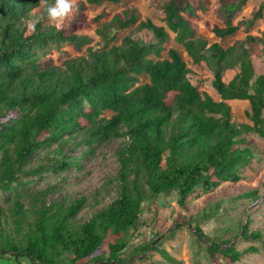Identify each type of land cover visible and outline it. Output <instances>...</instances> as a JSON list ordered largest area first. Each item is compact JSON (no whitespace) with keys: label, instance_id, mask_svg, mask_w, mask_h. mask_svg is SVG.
<instances>
[{"label":"trees","instance_id":"trees-1","mask_svg":"<svg viewBox=\"0 0 264 264\" xmlns=\"http://www.w3.org/2000/svg\"><path fill=\"white\" fill-rule=\"evenodd\" d=\"M247 1L216 0L222 26L205 22V27L219 38L233 35L240 29L233 24L234 15ZM103 2L121 0H78L79 11L58 28L41 0H0V192L10 193L26 185L27 177L46 170L58 175L78 166L80 158L65 156L70 147L125 140L118 152L115 196L103 208L93 205L89 218L80 216L87 203L83 197L45 201L53 189L49 186L26 201L16 196L6 208L0 206V259L13 258L16 264L20 259L29 264H125L120 254L128 233L138 229L146 195L173 192L183 209L196 189L210 192L223 183L236 184L239 170L253 157L245 132L264 138V72L255 76L252 61L264 54V33L247 35L226 49L208 46L195 36L192 20L208 12L210 0H167L161 8L164 27L150 20L136 26L151 33L155 44L126 37L114 45L115 32L134 25L137 17L127 11L90 16L88 6ZM263 11L264 2L254 7L248 27ZM30 17L40 18L34 32L26 23ZM94 26L102 42L98 49L86 47L58 64L36 53L50 44L80 50L88 39L78 32ZM168 32L192 64L204 63L211 70L218 101L191 84L190 70L175 49L162 56ZM227 69L236 72L225 83ZM143 76L145 83L140 82ZM227 101H247L252 126H236ZM104 112L112 115L105 118ZM40 148L46 151L36 156ZM32 160L40 164L33 166ZM243 234L245 239L262 237L258 230L247 234L244 229ZM194 235L207 245L212 264H234L255 251L222 248L197 227ZM103 244L107 250L101 253ZM148 249L137 246L135 251ZM163 255L171 264H182Z\"/></svg>","mask_w":264,"mask_h":264},{"label":"rangeland","instance_id":"rangeland-1","mask_svg":"<svg viewBox=\"0 0 264 264\" xmlns=\"http://www.w3.org/2000/svg\"><path fill=\"white\" fill-rule=\"evenodd\" d=\"M167 0H121L119 3L103 2L98 6L89 5L90 16H96L102 11L110 14L127 11L137 17V21L130 27L115 32L116 40L112 43L119 45L121 41L129 37L138 40L142 44L151 45L156 41L151 33L137 31L139 22L150 20L157 26H163L161 8ZM264 0H248L246 5L236 12L233 24H240V29L231 36L219 38L213 35L205 27V22L222 26L216 11V0H210L209 10L200 15L198 19L192 20L195 28V36L207 42L208 46L217 44L226 49L236 42L242 41L247 35L261 36L264 33V11L262 18L253 26L248 27L251 13L256 5ZM33 20L30 17L27 24ZM103 22V21H101ZM94 26L82 29L78 33L87 37L88 42L80 50L72 45L61 44L56 46L50 44L44 50H36L40 58H50L55 64L66 59L79 56L86 47L94 50L102 46L99 36L95 34ZM169 39L164 45L166 50L175 49L186 62L190 70L189 78L191 84L200 92L206 93L213 100L218 101L219 96L212 87L213 74L204 63L192 64L183 46L174 40L170 32ZM255 76L264 72V54L252 58ZM236 71L227 69L223 74L224 82L227 83ZM146 76L140 77V82L145 83ZM231 108L232 122L242 126H252L249 119L250 105L247 101H227ZM111 112H104L105 118H110ZM244 138L253 149V157L247 166L238 172L240 180L236 184L223 183L210 192L196 189L187 197L185 208L177 205L175 193L160 194L156 197L146 195L141 204L139 226L136 231H130L125 239L126 248L121 252V258L125 264H171L167 262L163 252L179 260L182 264H212L206 252L204 242L197 240L194 235L195 227L201 230L206 237L220 243L224 247H233L237 251L254 248L243 254L234 264H264V138L252 132H245ZM125 146L124 138H112L101 143L93 144L91 147L82 146L65 151V156L80 158L78 166H70L63 174L51 173L49 170L40 175L27 177L26 185L16 188L10 193L0 192V206L6 208L16 196L25 200L30 196L53 187L45 201L51 199L61 200L66 196L72 199L85 198L87 201L85 209L80 216L89 218V210L105 207L115 196V184L121 162L118 152ZM44 149L40 148L35 155H43ZM33 166L40 164L32 160ZM254 192V197H249ZM26 201V200H25ZM95 201L97 202L95 204ZM94 203V204H93ZM93 205L96 207L94 208ZM179 222H184L179 224ZM247 234L259 231V240L245 239L243 230ZM137 246H149L143 253L135 251ZM107 247L102 245L101 253L106 252ZM134 251V252H133ZM20 264H29L25 259L19 260ZM0 264H16L13 258L0 259Z\"/></svg>","mask_w":264,"mask_h":264},{"label":"clouds","instance_id":"clouds-1","mask_svg":"<svg viewBox=\"0 0 264 264\" xmlns=\"http://www.w3.org/2000/svg\"><path fill=\"white\" fill-rule=\"evenodd\" d=\"M45 7L47 18L53 22L56 27H61L66 19L71 18L79 11L78 0H54V3L49 4L48 0H41ZM40 18L32 20L28 27L31 31H35L36 24Z\"/></svg>","mask_w":264,"mask_h":264}]
</instances>
